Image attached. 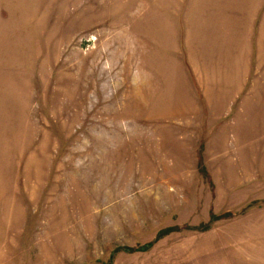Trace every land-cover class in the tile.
<instances>
[{
  "label": "rangeland",
  "instance_id": "1",
  "mask_svg": "<svg viewBox=\"0 0 264 264\" xmlns=\"http://www.w3.org/2000/svg\"><path fill=\"white\" fill-rule=\"evenodd\" d=\"M0 264H264V0H0Z\"/></svg>",
  "mask_w": 264,
  "mask_h": 264
},
{
  "label": "trees",
  "instance_id": "2",
  "mask_svg": "<svg viewBox=\"0 0 264 264\" xmlns=\"http://www.w3.org/2000/svg\"><path fill=\"white\" fill-rule=\"evenodd\" d=\"M147 248H141V249H138L137 251H142V250H146Z\"/></svg>",
  "mask_w": 264,
  "mask_h": 264
}]
</instances>
